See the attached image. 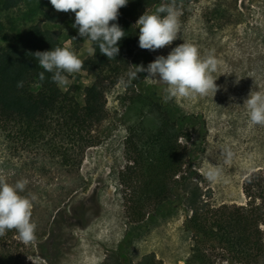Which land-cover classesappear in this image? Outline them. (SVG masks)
Here are the masks:
<instances>
[{"label": "rangeland", "instance_id": "374dc122", "mask_svg": "<svg viewBox=\"0 0 264 264\" xmlns=\"http://www.w3.org/2000/svg\"><path fill=\"white\" fill-rule=\"evenodd\" d=\"M2 2L0 49L18 39L24 28L37 23L43 11H56L50 0H28L10 11L2 10ZM175 8L180 21L177 39L164 48L148 50L145 68L159 56L167 58L182 43H191L202 57L213 53L220 62L213 74L219 90L215 96L170 98L167 85L158 78L146 79L147 72L145 83L156 86V93L174 110L203 116L204 139L192 136V145H200L194 165L212 204L245 205L243 180L264 170V126L249 122L244 105L251 92L264 93V0H189L177 2ZM74 23L69 19L44 24L43 28L55 31L60 46L83 60L95 45L78 35ZM65 75L68 83L60 88L73 87L82 103L83 89L91 78L84 71ZM123 93L122 83L106 92L107 118L95 132L100 143L85 150L77 170L69 172L60 166L62 158L54 155L58 150L25 148L0 135V177L13 185L27 180L20 195L36 198L32 211L36 239L28 245L21 241L18 246L26 262L118 264V246L127 237L122 264H137L146 254H154L164 264H184L191 245L190 234L183 228L187 212L179 208L168 217L139 226L125 218L118 178L127 163ZM210 169L219 171L217 180L207 178ZM259 264H264V257Z\"/></svg>", "mask_w": 264, "mask_h": 264}, {"label": "trees", "instance_id": "16d2710c", "mask_svg": "<svg viewBox=\"0 0 264 264\" xmlns=\"http://www.w3.org/2000/svg\"><path fill=\"white\" fill-rule=\"evenodd\" d=\"M26 1L3 0L2 10L16 9ZM179 1L189 0H174V4ZM171 2L128 0L119 9L118 19L110 22L125 32L117 45L119 54L108 60L96 48L82 60V71L91 78L83 89L82 103L73 87L62 90L31 55L60 46L57 33L43 25L75 20V13L43 11L37 23L0 49V135L25 148L58 150L60 154L54 155L62 158L60 166L69 172L77 170L85 150L100 143L95 132L107 118L106 92L122 83L127 163L118 178L128 222L135 226L149 220L154 223L181 208L187 212L183 228L191 240L184 264H259L264 257V170L243 180L245 205H213L194 165L200 145H192V136L204 139L203 116L174 110L156 93V86L145 83V72L138 73L137 79L129 75L133 67H145L149 60L148 50L139 47L138 19ZM40 72H44L43 81ZM18 82L23 86L18 87ZM128 241L124 237L119 243L118 264L126 256ZM20 244L15 230L0 236V264H34L26 262ZM137 264L164 263L146 254Z\"/></svg>", "mask_w": 264, "mask_h": 264}, {"label": "clouds", "instance_id": "9594fccd", "mask_svg": "<svg viewBox=\"0 0 264 264\" xmlns=\"http://www.w3.org/2000/svg\"><path fill=\"white\" fill-rule=\"evenodd\" d=\"M50 3L57 12L75 13L73 27L78 28L80 37L95 45L91 52L95 53L98 48L108 60L116 59L120 51L117 45L125 37V32L118 24L110 26V22L118 19L119 9L126 6L128 0H50ZM136 26L140 31L141 49L155 51L171 45L180 32L179 12L174 0L162 4L152 14L145 12ZM31 55L38 60L40 68L52 74V82L58 85L68 83L65 74L79 73L84 69V61L68 47L57 46L51 51H37ZM219 63L213 53L202 57L197 46L184 42L175 47L167 58L159 56L147 68L135 66V71L129 75L137 79L138 73L147 72L146 79L158 78L167 85L165 90L170 98L215 96L219 89L213 74L218 71ZM39 79H45L44 72L39 73ZM17 86L22 87L23 82H18ZM244 105L249 122L264 126V93L251 92ZM219 175L217 169L207 172L210 181L217 180ZM27 184L28 181L23 179L14 185L9 184L0 177V236L5 235L6 231L15 230L25 245L35 241L37 228L32 222L35 196L20 195Z\"/></svg>", "mask_w": 264, "mask_h": 264}]
</instances>
